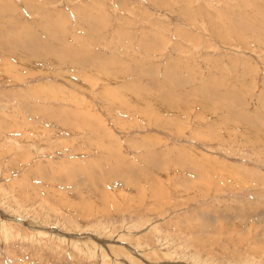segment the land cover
Listing matches in <instances>:
<instances>
[{
    "label": "rangeland",
    "instance_id": "1",
    "mask_svg": "<svg viewBox=\"0 0 264 264\" xmlns=\"http://www.w3.org/2000/svg\"><path fill=\"white\" fill-rule=\"evenodd\" d=\"M0 264H264V0H0Z\"/></svg>",
    "mask_w": 264,
    "mask_h": 264
},
{
    "label": "bare ground",
    "instance_id": "2",
    "mask_svg": "<svg viewBox=\"0 0 264 264\" xmlns=\"http://www.w3.org/2000/svg\"><path fill=\"white\" fill-rule=\"evenodd\" d=\"M78 211L80 212V211H81V209H80V210H78ZM80 213H81V212H80ZM80 213H79V214H80Z\"/></svg>",
    "mask_w": 264,
    "mask_h": 264
}]
</instances>
